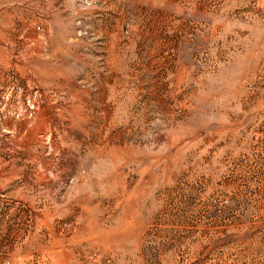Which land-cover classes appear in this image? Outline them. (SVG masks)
Returning <instances> with one entry per match:
<instances>
[{
	"label": "rangeland",
	"instance_id": "rangeland-1",
	"mask_svg": "<svg viewBox=\"0 0 264 264\" xmlns=\"http://www.w3.org/2000/svg\"><path fill=\"white\" fill-rule=\"evenodd\" d=\"M112 42L136 48V131L100 162L61 123ZM0 76V264H264V0H0Z\"/></svg>",
	"mask_w": 264,
	"mask_h": 264
},
{
	"label": "bare ground",
	"instance_id": "bare-ground-1",
	"mask_svg": "<svg viewBox=\"0 0 264 264\" xmlns=\"http://www.w3.org/2000/svg\"><path fill=\"white\" fill-rule=\"evenodd\" d=\"M34 34H35L34 31H31V35L33 36ZM111 44L118 47L117 43H116L117 45L114 44L113 42ZM110 46L112 47V45ZM128 46L127 48L118 47L117 50L115 51L114 56H112V58L106 59L104 63V65H106L105 68L102 69L101 71L97 70L98 72L97 74L99 75L98 77L99 83L95 87V92L98 91L96 94L93 95L92 90L89 87L83 90L80 88V86L77 83L76 84L73 83V86H76L80 89L79 91L81 94L87 95V99L85 100L76 99V101H74L75 102L73 105L74 107H71L72 113L71 112L69 113L67 111L69 113L68 115L70 116L69 117L66 116L64 122L61 121L62 125L66 123L67 125H71L78 128L75 136L78 139L79 143L81 145L86 144L87 146H89L88 148L94 150L93 156L98 161L100 160V162L105 159L107 160V158L111 160H115L116 162L118 161L116 160L118 159V156L115 154V151L117 152L119 151L120 153L122 149V145L124 144L121 140L117 139L116 141L115 140L116 138L114 139L113 136L114 132H118L117 133L118 137L124 136L126 134L128 135V138L130 137L129 139L131 138L133 139L135 137L136 48L133 45H130L129 47ZM39 51H40L39 46H36L35 52L39 54ZM125 53L130 54V57L127 56L126 60L123 59L124 57L122 56ZM4 69L7 71L8 69L7 66ZM105 70L108 71L107 77H104L105 75L103 74ZM89 81L92 83V80ZM0 84L3 87L7 85L9 86V79L5 78L4 76H0ZM36 86H38V84L35 82V84L33 85V87H31L29 91L31 95L33 94V90H35ZM39 88L40 87L38 86V89ZM44 101H45L43 102L44 104L37 107L38 110L33 119L34 124L30 128V133L32 135L31 138L33 137L35 145H39L41 147L40 153L36 158L40 170L39 177L42 181H48V183H51L53 182V180L51 179L47 171L51 172L52 171L51 167H54L57 170L59 168L58 166L60 160L57 163L56 161H54V155L52 156L45 155L46 145L44 144V142L46 140L50 141L49 145L51 146L55 154L58 153L60 155L59 158L62 157L64 150L61 147L60 138H59L60 124L59 126L56 124V121L59 118V116L55 112L56 106L51 105L53 101L52 95L46 94L44 96ZM110 101L113 102L112 108H110V106H112L110 105ZM4 111H1L2 113L0 114V128L2 129L7 128L10 122L5 118L6 116ZM64 112H66V110ZM15 125L17 126V124ZM25 128L26 125L23 124V122H20L18 127V131H19L18 133H20L19 135L20 138L23 137V131L25 130ZM126 129H129L127 133H126ZM133 145L134 142L132 141L130 143L132 152L134 150ZM130 151L128 150V152ZM134 162L132 163L134 164Z\"/></svg>",
	"mask_w": 264,
	"mask_h": 264
}]
</instances>
